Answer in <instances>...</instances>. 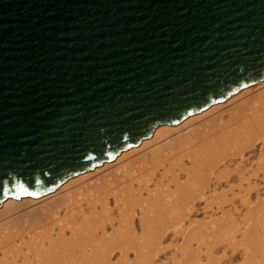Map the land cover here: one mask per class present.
Masks as SVG:
<instances>
[{"label": "water", "instance_id": "95a60500", "mask_svg": "<svg viewBox=\"0 0 264 264\" xmlns=\"http://www.w3.org/2000/svg\"><path fill=\"white\" fill-rule=\"evenodd\" d=\"M262 81L264 0H0V205Z\"/></svg>", "mask_w": 264, "mask_h": 264}, {"label": "bare ground", "instance_id": "6f19581e", "mask_svg": "<svg viewBox=\"0 0 264 264\" xmlns=\"http://www.w3.org/2000/svg\"><path fill=\"white\" fill-rule=\"evenodd\" d=\"M230 103L227 111L224 110L226 118L220 112L216 114ZM214 110L216 116L213 113L207 117ZM200 120L205 123L199 124ZM139 150L141 155L136 153ZM249 159L264 160V81L188 116L177 125L158 126L139 146L70 178L47 195L7 198L0 205V264H152L159 251L166 249L162 248L165 242L188 247L191 239H199L193 236L202 227L205 232L219 224L216 220L220 215L207 222L192 221L190 216L197 205L203 204L202 210L213 208L222 214L228 203L226 193L236 189L233 195L241 194L239 203L247 210L264 206L251 181L258 170L264 169V161L260 167L258 164L257 168H246L243 160ZM111 164L118 166L107 171ZM224 185L228 186L227 190L219 191ZM252 189L255 201L251 200ZM262 189L264 193V179ZM220 225L216 227L220 229ZM245 232L240 233L241 238ZM256 232V236L260 234ZM211 233L210 230V236ZM225 233L229 234L228 230ZM258 237L264 241L263 236ZM247 243L242 245L243 249Z\"/></svg>", "mask_w": 264, "mask_h": 264}, {"label": "rangeland", "instance_id": "374dc122", "mask_svg": "<svg viewBox=\"0 0 264 264\" xmlns=\"http://www.w3.org/2000/svg\"><path fill=\"white\" fill-rule=\"evenodd\" d=\"M255 89V88H254ZM253 89V90H254ZM259 89L260 88H257V90L259 91ZM257 90H255V91H257ZM232 104L234 103V102H231ZM227 104V106H225V107H223V108H219V109H221V110H218V109H216V111L218 110V112L216 113V111L214 110V112H210L209 114H207V117H210V115L212 114L213 115V113H214V115L216 116V114L217 115H219V114H222V115H224V117L226 118L227 117V115H226V111H227V107L229 106H231L232 104ZM226 108V109H225ZM224 110H226V111H224ZM220 112V113H219ZM216 113V114H215ZM219 113V114H218ZM206 117V118H207ZM204 120V119H203ZM203 120H200L198 123L200 124L201 123V125H203V123H205ZM202 121V122H201ZM137 154L138 153H140V155H141V151L139 150L138 152H136ZM139 155V154H138ZM138 155H136V156H138ZM136 156H133V158L134 157H136ZM254 160H256V159H249V160H243L244 161V166L246 167V168H249L250 166L251 167H255V168H257V167H260L261 165H263L262 163H260V162H263L264 160H262V159H257L256 161H254ZM237 161H239V160H237ZM259 161V162H258ZM114 163V162H113ZM258 164H260V165H258ZM247 165H249V166H247ZM258 165V166H257ZM116 166H118V165H114V164H111L109 167H108V169H107V171L108 170H112L113 171V169L116 167ZM257 166V167H256ZM262 167H264V166H262ZM261 167V168H262ZM113 168V169H112ZM254 168V169H255ZM253 169V168H252ZM259 172H256L257 174H258V176H257V174L255 173V176L254 177H251L252 179H251V181L254 183V185L253 186H256V188H253V189H256V190H258L257 191V193H258V195H260V197L264 200V193H263V179H264V175L262 176V174H264V172H262V171H264V169H261V170H258ZM232 177L233 178H236V176L235 175H232ZM256 178H257V180H256ZM257 181H259V182H257ZM257 182V183H256ZM261 182V183H260ZM252 183V184H253ZM260 183V184H259ZM261 185V186H260ZM222 187H224V188H222ZM227 188H228V186H226V185H224V186H221L220 187V189H219V191H225V190H227ZM224 189V190H223ZM251 190L250 192L252 193V196H251V200L252 201H255V198H256V195L254 194V190ZM262 190V191H261ZM236 192V189H234L232 192H228V193H226V197H225V199H226V201L228 202V203H226V204H228V205H224V207H223V213L221 214L220 213V211L219 210H217L216 212H215V210L212 208V209H210V210H202V207H203V204H200V205H197V207H195L194 208V210H193V212H192V215L190 216L191 217V219H193L192 221H196V222H207V220L208 221H210L211 219L210 218H212V219H217V218H215V217H218L219 215V217H220V219H217L216 220V222L219 220H221V222H219L218 221V223L219 224H221L220 226V229H221V231L219 232V231H217V230H220L219 228H217L218 227V225L219 224H217L216 223V225H217V227H216V225H214L215 226V229H217V230H215L214 228H207L206 230H205V232L203 231V229L205 228H201L200 230H198V232H197V234L195 235V236H193V238L195 237V238H198V236H199V239L198 240H196L198 243H196V241L193 239V241H192V239L190 240V243H189V245L190 246H188L189 247V249H185V248H188V247H186V246H184V244L183 245H181V246H178V247H176L177 245H178V243H176L177 245L175 246V242L174 243H172V245H171V242H169V241H167L168 242V244H167V242H165L163 245H162V248L163 249H165V250H163V251H159V253H158V255H157V257L155 258V260L153 261L154 263H152V264H182L183 262H185V261H188V262H186V263H188V264H208L209 263V261H210V259H211V263H209V264H213V263H217V264H264V262L262 263V262H260V261H264V255H262L263 253H264V251H261V250H264V241H262V240H260V238L258 237L259 235H260V237L261 236H263L264 237V230H261V228H263L264 229V215H263V210H264V206H262V207H259V208H255V209H250V210H247L245 207H243L242 206V204L241 203H239L240 201H241V199H240V197L241 196H239V195H241V194H235V195H233L234 193ZM238 192V191H237ZM261 192V193H260ZM241 193V192H240ZM232 194V195H231ZM239 197H238V196ZM236 196V197H235ZM232 199V201L233 202H231V199ZM261 199V200H262ZM230 201V202H229ZM235 203V205L237 206H234L233 204ZM230 205V206H229ZM199 206V207H198ZM202 206V207H201ZM234 206V207H233ZM241 207V208H240ZM243 207V208H242ZM228 208V209H227ZM232 208H233V210H232ZM237 209H239L238 211H237ZM258 209L260 210V212L258 211ZM227 210H229V211H227ZM206 211V212H205ZM252 211V212H251ZM224 212H225V214H224ZM258 212L260 213V215L258 214ZM203 213H205V215L203 214ZM209 214H210V216H209ZM217 214V215H216ZM231 216H230V215ZM252 214H253V218H252ZM202 215H203V217H202ZM221 215H222V217H221ZM244 217H243V216ZM246 215V216H245ZM250 215V216H249ZM256 217H255V216ZM260 217H259V216ZM261 215H263V217L261 216ZM237 216V217H236ZM248 216V217H247ZM193 217V218H192ZM205 217V219H203ZM218 217V218H219ZM247 217V218H246ZM226 219H227V221H226ZM256 219V220H255ZM202 220V221H201ZM247 220V221H246ZM261 220V221H260ZM226 221V222H225ZM233 221H234V223H233ZM238 221H239V223H238ZM256 221H260V223H258V222H256ZM229 222H231V224H229ZM254 222L256 223V224H254ZM227 223V224H226ZM233 223V224H232ZM243 223V224H242ZM245 223H247L246 224V226H248V227H250L249 225L251 224V228H247L246 226H245ZM252 224H254V225H252ZM231 225V226H230ZM233 225H235V226H233ZM239 225V226H238ZM243 225V226H242ZM222 226H223V228H222ZM253 226V227H252ZM258 226V227H257ZM246 227V229H244V228ZM255 227V228H254ZM224 228H225V230L227 231L228 230V232H229V234H227V233H225L226 231L224 230ZM231 228V229H230ZM234 228V229H233ZM256 228H258V229H256ZM209 229V230H208ZM239 229V230H238ZM250 229V230H249ZM254 229V230H253ZM210 230H211V236H210ZM215 230V231H214ZM230 230V231H229ZM233 230H234V232H233ZM245 230L246 231H249L248 233L247 232H245ZM253 230V231H252ZM258 230V231H257ZM214 231V232H213ZM223 231H224V234H223ZM242 231L243 232H245L244 233V235H245V237H242L241 238V234H242ZM257 231V232H256ZM208 232V233H207ZM217 232V233H216ZM253 232V233H252ZM254 232H256V234H259V232H260V234L259 235H255V233ZM261 232H263L262 234H261ZM214 233V234H213ZM221 233V234H220ZM241 233V234H240ZM247 234V235H246ZM250 234V237L248 236ZM251 234H253V235H251ZM202 235V236H201ZM203 235H205L204 236V241H201V240H203L201 237H203ZM208 235H209V237H208ZM214 235H215V237L217 238H214ZM243 235V236H244ZM227 236V237H226ZM252 236H253V239H256V237H258L256 240H253L252 239ZM222 237V238H221ZM230 237V238H229ZM231 237L233 238V239H231ZM255 237V238H254ZM263 237H261V239H263L264 240V238ZM213 238V239H212ZM237 238H239V239H237ZM206 239V240H205ZM210 239V240H209ZM212 239V240H211ZM251 239L253 240V241H255V242H253V241H251ZM259 240V241H258ZM181 241V240H180ZM210 241H211V243H210ZM218 241V242H217ZM250 241H251V244H250ZM256 241H258L259 242V244H258V242H256ZM201 242H203L202 244H201ZM204 242H206L205 244H204ZM209 242V243H208ZM214 242V243H213ZM220 242V243H219ZM242 242H244V243H242ZM248 242V243H247ZM263 242V243H262ZM169 243H170V245H169ZM208 243V244H207ZM218 243V244H217ZM225 243V244H224ZM246 243H247V245L248 246H246V248L245 249H243L242 248V245L244 246V244L246 245ZM252 243L255 245V247L252 245ZM166 244V245H165ZM179 244H180V242H179ZM215 246H213V245ZM236 246V247H233L234 245ZM256 244H257V246H256ZM196 245H197V247H196ZM204 245V246H203ZM205 245H208V246H205ZM212 245V247L211 248H208V247H210ZM238 245H240V246H238ZM165 248H164V247ZM166 246H168V247H166ZM171 246V247H170ZM237 246H238V248H237ZM251 246V247H250ZM176 247V248H175ZM184 247V248H183ZM247 247H249V250H250V248H251V250L252 251H254L255 249V251L256 252H252V251H249L248 249H247ZM258 247H261V250H260V248L258 249ZM175 248V249H174ZM182 248V249H181ZM192 248V249H191ZM205 248H207V249H205ZM255 248V249H254ZM194 249V250H193ZM215 249V250H214ZM222 249H224V251L222 250ZM162 250V249H161ZM183 250V251H182ZM188 250H190V251H188ZM205 250V251H204ZM247 250V252H248V254H246L247 252H243V251H246ZM223 253H222V252ZM165 254H164V253ZM187 252H189V253H187ZM210 252V253H209ZM250 252H251V255H250ZM184 253V254H183ZM191 253V254H190ZM207 253H209V254H207ZM254 253V254H253ZM257 253H258V257H255L254 255H256L257 256ZM260 253H261V255H260ZM160 254V255H159ZM173 254V255H172ZM212 256H211V255ZM216 254V255H215ZM218 254V255H217ZM220 254V255H219ZM223 254V255H222ZM247 256H246V255ZM253 254V255H252ZM173 257H172V256ZM187 255H188V257H187ZM208 255V256H207ZM197 256V257H196ZM253 258V260H252V258ZM261 256V257H260ZM196 257V259H194V258ZM214 257V258H213ZM249 257V258H248ZM131 258H132V256H131ZM178 258V259H177ZM250 258H251V261H250ZM256 258H258V259H260L259 261H258V259H256ZM167 259V260H166ZM199 259V260H198ZM209 259V260H208ZM257 261H256V260ZM160 260V261H159ZM174 260V261H173ZM185 260V261H184ZM189 260H192L194 263H192V262H190ZM195 260V261H194ZM197 260V261H196ZM250 261L249 263H248V261ZM18 261H20V260H18ZM166 261V262H165ZM179 261H181L180 263H179ZM183 261V262H182ZM200 261V262H199ZM253 261V262H252ZM255 261V262H254ZM164 262V263H163ZM190 262V263H189ZM208 262V263H207ZM219 262V263H218ZM257 262V263H256ZM185 264V263H184Z\"/></svg>", "mask_w": 264, "mask_h": 264}, {"label": "snow or ice", "instance_id": "6c2138e0", "mask_svg": "<svg viewBox=\"0 0 264 264\" xmlns=\"http://www.w3.org/2000/svg\"><path fill=\"white\" fill-rule=\"evenodd\" d=\"M30 194H32V193H30Z\"/></svg>", "mask_w": 264, "mask_h": 264}]
</instances>
